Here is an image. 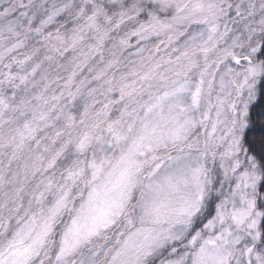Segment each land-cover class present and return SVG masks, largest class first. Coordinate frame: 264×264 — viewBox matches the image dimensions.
<instances>
[{
  "label": "snow or ice",
  "instance_id": "1",
  "mask_svg": "<svg viewBox=\"0 0 264 264\" xmlns=\"http://www.w3.org/2000/svg\"><path fill=\"white\" fill-rule=\"evenodd\" d=\"M0 264H264V0H0Z\"/></svg>",
  "mask_w": 264,
  "mask_h": 264
}]
</instances>
